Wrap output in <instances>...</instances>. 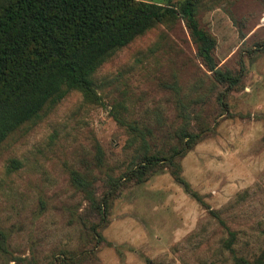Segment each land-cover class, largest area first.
<instances>
[{"label":"rangeland","instance_id":"rangeland-1","mask_svg":"<svg viewBox=\"0 0 264 264\" xmlns=\"http://www.w3.org/2000/svg\"><path fill=\"white\" fill-rule=\"evenodd\" d=\"M136 1L178 13L109 56L92 93L70 90L0 145V264H264V0H194L216 63L240 77L228 88L198 55L187 0ZM187 122L204 132L178 166L126 178ZM117 180L97 243L88 192Z\"/></svg>","mask_w":264,"mask_h":264},{"label":"trees","instance_id":"trees-1","mask_svg":"<svg viewBox=\"0 0 264 264\" xmlns=\"http://www.w3.org/2000/svg\"><path fill=\"white\" fill-rule=\"evenodd\" d=\"M177 13L136 0H0V145L22 125L39 117L47 106L61 101L70 90L92 93L91 78L109 56L156 20ZM179 14L197 41L198 55L213 73L215 85L237 86L240 77L216 63V40L200 28L194 0H187ZM226 93L224 90L219 95L224 104ZM187 125V131L181 129V144L177 148L167 154L143 153L126 178L142 181L165 162L178 166V157L191 149L204 132L195 131L189 122ZM173 173L185 183L179 172ZM121 186V180L112 181L101 197L94 190L88 192L89 210L99 219L90 227L97 243L106 241L100 227L106 222L111 200ZM0 241H6L2 230ZM90 255L94 256V252ZM238 264L251 263L239 259Z\"/></svg>","mask_w":264,"mask_h":264}]
</instances>
